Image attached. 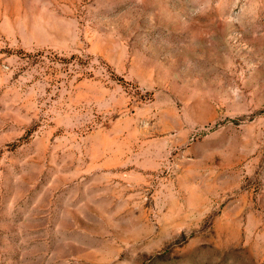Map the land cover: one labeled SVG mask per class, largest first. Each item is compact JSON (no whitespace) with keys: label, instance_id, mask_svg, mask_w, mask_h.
Instances as JSON below:
<instances>
[{"label":"rangeland","instance_id":"obj_1","mask_svg":"<svg viewBox=\"0 0 264 264\" xmlns=\"http://www.w3.org/2000/svg\"><path fill=\"white\" fill-rule=\"evenodd\" d=\"M0 264H264V0H0Z\"/></svg>","mask_w":264,"mask_h":264}]
</instances>
